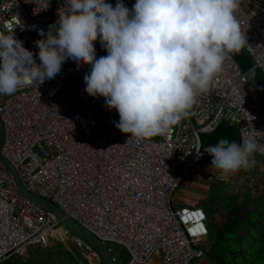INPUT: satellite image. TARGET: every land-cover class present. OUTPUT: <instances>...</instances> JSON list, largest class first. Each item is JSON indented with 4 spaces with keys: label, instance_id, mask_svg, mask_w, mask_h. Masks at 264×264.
<instances>
[{
    "label": "built area",
    "instance_id": "2783aa9c",
    "mask_svg": "<svg viewBox=\"0 0 264 264\" xmlns=\"http://www.w3.org/2000/svg\"><path fill=\"white\" fill-rule=\"evenodd\" d=\"M123 2L132 9L135 0ZM63 3L0 0V34L14 35L40 63L35 41L59 19ZM107 3L115 6L116 0ZM236 15L247 39L243 48L264 76V0H240ZM94 47L97 59L107 55L99 40ZM90 71L91 65L78 68L69 59L38 89L0 96L2 156L29 192L57 205L106 245L123 247L128 264H151L154 257L162 264H192L204 255L199 242L209 235L208 215L199 206L173 208L174 194L192 178L191 170L212 159L202 135L222 123L237 129L239 143L251 139L264 145L263 100L229 54L209 90L167 135L127 144L129 135L114 125L118 112L85 91ZM254 159L251 170L235 177L237 193L253 177L264 180V156L255 153ZM67 234L60 220L20 192L0 161V264L25 256L32 246L48 248ZM89 258L98 264L91 251Z\"/></svg>",
    "mask_w": 264,
    "mask_h": 264
},
{
    "label": "clouds",
    "instance_id": "9594fccd",
    "mask_svg": "<svg viewBox=\"0 0 264 264\" xmlns=\"http://www.w3.org/2000/svg\"><path fill=\"white\" fill-rule=\"evenodd\" d=\"M239 3L135 0L129 9L123 0L115 6L107 0H64L59 19L35 41L40 63L14 35L0 34V96L38 89L71 59L78 68L91 65L85 91L118 112L114 125L129 135L127 144L165 136L209 90L229 54L245 47ZM97 40L107 52L99 59ZM204 151L212 158L210 169L227 176L251 170L254 154L264 156V145L222 138Z\"/></svg>",
    "mask_w": 264,
    "mask_h": 264
},
{
    "label": "rangeland",
    "instance_id": "374dc122",
    "mask_svg": "<svg viewBox=\"0 0 264 264\" xmlns=\"http://www.w3.org/2000/svg\"><path fill=\"white\" fill-rule=\"evenodd\" d=\"M242 49L246 57L251 60L246 50ZM210 167L211 160H206L191 170L190 175L194 177V180H188L181 185L174 194L172 203L173 208L185 206L186 202L190 201H196L203 205L208 215L207 227L210 231V235L199 242V247L203 250L211 248L210 236L220 222L221 213L228 206L237 204L236 179L222 180L221 178L225 177L218 175V172L212 171ZM109 247L112 248L113 256L118 260L116 264H127L129 254L123 247L115 244H109ZM89 257L90 251L87 247L79 246L75 236L70 233L65 235L64 240L58 239L53 248L45 249L40 245L32 246L28 248L25 256H14L5 264H91ZM215 260L217 259H214L209 252L204 260L200 258L194 260L192 264L215 263ZM151 264L162 263L157 257H154Z\"/></svg>",
    "mask_w": 264,
    "mask_h": 264
},
{
    "label": "water",
    "instance_id": "95a60500",
    "mask_svg": "<svg viewBox=\"0 0 264 264\" xmlns=\"http://www.w3.org/2000/svg\"><path fill=\"white\" fill-rule=\"evenodd\" d=\"M232 56L247 74L251 84L264 102V76L260 70L253 64L252 60L246 57L243 49L238 53H233ZM4 136V126L0 118V161L14 176L20 192L30 202L60 220L61 224L72 235L96 255L98 264H116L112 248L109 245L103 243L96 235L66 215L57 205L27 190L14 166L1 154ZM203 139L202 135V141ZM246 203L248 204L247 215L238 218L242 225L241 228H232L231 237L225 241L227 258L230 264H264V204L247 201Z\"/></svg>",
    "mask_w": 264,
    "mask_h": 264
},
{
    "label": "crops",
    "instance_id": "0c3cea01",
    "mask_svg": "<svg viewBox=\"0 0 264 264\" xmlns=\"http://www.w3.org/2000/svg\"><path fill=\"white\" fill-rule=\"evenodd\" d=\"M203 138H204L203 139V144L205 146H215L216 143L218 142V140L222 139V138L223 139H227L230 142L231 141H236L237 143H239V135H238L237 131L234 130V129H229L225 125V123H222L216 129L215 132H213L211 134H208V135H204ZM211 170L212 171H217V170H213V169H211ZM239 173L240 172L235 173V174H230V175H227V176H222V177H225V178H228V179L235 178V177H237L239 175ZM218 175H220L219 172H218ZM189 180H194V177H192ZM232 185L234 186V184H232ZM235 187H236V194H237L236 195L237 203L239 201L247 200V201H249V203L255 202L257 204H264V180H263V178H261L259 176L253 177L251 179V181H249V185L247 186L246 190L241 192V193H237V186L235 185ZM186 203L189 204V205H193V204H196V203H199V202L190 201V202H186ZM199 204H201V203H199ZM202 207H203V205H202ZM222 213L220 215V221H222V216H223ZM220 224L221 223L219 222L218 226H216V228L213 231H220V228H221ZM209 234H210V231H209Z\"/></svg>",
    "mask_w": 264,
    "mask_h": 264
},
{
    "label": "flooded vegetation",
    "instance_id": "af4514ba",
    "mask_svg": "<svg viewBox=\"0 0 264 264\" xmlns=\"http://www.w3.org/2000/svg\"><path fill=\"white\" fill-rule=\"evenodd\" d=\"M246 201L247 200L239 201L237 204L228 206L227 209L223 211L222 221H220V231L212 232L210 236L211 248H209L208 250H203L204 255L201 259L204 260L207 257V254L210 252L214 259H217L215 260V263L210 262L211 264H230L229 259L227 258V248L224 244L226 239L229 240V238L231 237L230 232L232 228H241L242 225L238 218L240 216L243 218L247 215L248 204L246 203ZM52 247L53 245L45 249H49Z\"/></svg>",
    "mask_w": 264,
    "mask_h": 264
},
{
    "label": "trees",
    "instance_id": "16d2710c",
    "mask_svg": "<svg viewBox=\"0 0 264 264\" xmlns=\"http://www.w3.org/2000/svg\"><path fill=\"white\" fill-rule=\"evenodd\" d=\"M229 129H234V130H236L237 131V129L236 128H233V127H231V126H229V125H227V124H225ZM237 133H238V131H237ZM194 206H200L201 204H199V203H196V204H193ZM54 244L55 243H53V247H54ZM52 247V248H53ZM129 261V260H128ZM127 264H128V262H127Z\"/></svg>",
    "mask_w": 264,
    "mask_h": 264
}]
</instances>
